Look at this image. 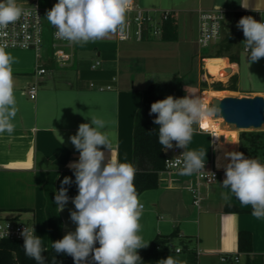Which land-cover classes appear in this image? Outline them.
Returning <instances> with one entry per match:
<instances>
[{
  "label": "crops",
  "instance_id": "0c3cea01",
  "mask_svg": "<svg viewBox=\"0 0 264 264\" xmlns=\"http://www.w3.org/2000/svg\"><path fill=\"white\" fill-rule=\"evenodd\" d=\"M32 1H37L46 13L58 2L16 0V4ZM135 2L148 10H172L171 18L177 24L176 39L165 40L161 34L146 36L142 40L136 37L121 40L119 33L109 34L101 39L74 43L73 60L64 67L53 61L50 47L45 48L41 59L32 50L6 49L14 57L12 69L18 111L12 121L13 131L0 133V216L34 225L35 233L42 238L45 248H49L51 240L44 186L51 175H55V192L65 176L72 177L73 183L65 185L68 187L69 202L59 213L63 236L76 229L70 220V210H75L71 198L78 192L75 176L68 165L79 159V151L69 140L71 135L76 134L79 124L90 123L93 116L105 120L108 130L117 134L112 154L119 162L133 165L135 116L143 100V91L150 84L166 82L178 75L182 78L183 97L189 95L202 101L206 91L229 90L212 86L214 73L206 66V61L217 56L204 55L197 42L199 12L225 10L228 20L235 19V25L238 22L235 18L237 13L264 18V0ZM132 15V12H127L126 20ZM236 29L240 35L236 37L234 47L218 56L220 62L217 65L219 68L236 65L235 69L231 67L234 70L231 77L237 75L238 62L232 61L230 55L238 54L240 48L245 47L243 31L237 26ZM97 62L100 64L97 65ZM39 65L46 67L47 72L38 74ZM34 84L37 85V95L31 98L28 90ZM108 85L111 88H107ZM234 91H238L239 96L264 94V89L241 91L237 87ZM212 96L218 95L211 94L210 99ZM218 131L220 144L213 141L210 131L194 130L187 150L203 149L206 151L203 159L210 166L222 169L229 162L225 153L241 152L244 145L238 130L221 128ZM57 132L63 137V144ZM99 147L105 152L107 162L110 150ZM171 150H167L166 154ZM224 179L225 171H221L215 182H203L201 200L196 204L189 189L195 183L194 174L161 171L158 187L144 191L138 198L143 204L138 234L145 243L149 242V246L156 235L178 230L177 239L181 245L173 243L171 247L172 251L182 248L177 257L186 260L192 253L197 264H224L221 261L223 255L240 254V262L230 264H245L247 254L238 251V234L245 230L250 231L253 237L250 257L261 255L264 258V218L254 217L251 205H242L230 189H225L221 185ZM222 193H227L228 198L225 199ZM227 205H234L243 211H227Z\"/></svg>",
  "mask_w": 264,
  "mask_h": 264
},
{
  "label": "clouds",
  "instance_id": "9594fccd",
  "mask_svg": "<svg viewBox=\"0 0 264 264\" xmlns=\"http://www.w3.org/2000/svg\"><path fill=\"white\" fill-rule=\"evenodd\" d=\"M130 0H58L47 11L46 19L56 28L60 39L79 43L104 38L109 34L125 35L126 13ZM242 6V5H241ZM22 9L16 0H0V29L17 21ZM237 28L243 31L247 63L264 58V20L257 21L252 16L241 17ZM14 57L0 45V133H11L18 111L14 95L12 64ZM219 106H205L196 97L172 95L151 104L149 115L155 114L153 123L159 125L158 142L163 151L174 147L184 149L181 175H192L205 170L206 151L187 150L192 140L194 127H203L206 117H216L221 113ZM87 118V117H86ZM58 134V132H57ZM61 143L63 137L58 134ZM74 148L79 151L78 161L68 167L75 176L78 194L71 198L75 210H70V220L76 225L75 231H68L62 239L51 242L56 254H66L74 264H142L138 249L148 247L138 234L141 230L140 218L143 204L138 199L134 178L137 169L130 163H121L113 155L117 134L109 131L105 120L90 117V123H81L75 135L69 137ZM232 143L238 142L231 140ZM99 146L110 150L106 160L105 152ZM229 162L224 165L225 179L222 186L242 205L252 206V215L264 218V163L256 158L246 157L243 152H226ZM180 164V160H176ZM220 166L219 164L217 165ZM214 176V174H213ZM72 177L65 176L61 187L55 192L54 202L62 212L69 202L68 187ZM227 199V193H222ZM25 227L23 238L25 256L45 264L42 255L48 248L42 238L35 233L34 225ZM99 247H95L96 244ZM52 264H56L55 257ZM157 264H180L172 255Z\"/></svg>",
  "mask_w": 264,
  "mask_h": 264
},
{
  "label": "trees",
  "instance_id": "16d2710c",
  "mask_svg": "<svg viewBox=\"0 0 264 264\" xmlns=\"http://www.w3.org/2000/svg\"><path fill=\"white\" fill-rule=\"evenodd\" d=\"M239 17V13L235 14V18ZM239 35V30L230 31L224 40L221 41L216 54L208 56H222L224 52L234 47L236 37ZM162 37L165 40L176 39L177 24L174 19L169 18L165 21ZM230 56L232 61H236L238 54H231ZM237 81L238 79L236 75H234L229 80V87H224L223 83L219 82V86L216 88L237 90ZM183 94L182 78L178 75H175L172 79L166 82L152 83L143 91V100L137 110L134 124L133 166L137 169L134 178V185L137 190L138 198L144 191L158 187L160 172L163 171L165 167V159L167 156L166 151L162 150V147L158 142L157 134L159 125L153 123L155 114L152 116L149 115L151 104L155 101L162 100L169 95L180 98L183 97ZM251 134L253 135L251 136ZM241 137L245 142L241 152H243L246 157H250V155H252L251 153H254L252 151L264 147V131L242 132ZM245 146L247 147L245 148ZM54 180L55 175L49 176L44 186L47 198L46 216L51 242L63 238V222L54 202ZM225 210L230 212L243 211L234 205H227ZM178 236V230H174L169 234L156 235L148 247L137 250L142 258V264H157L159 260L166 259L170 255L178 259L180 264H197V260L192 253L189 254L186 260H183V258L176 256V251L171 250L174 240ZM23 243V240L4 241L0 245V264H36V261L25 256L22 248ZM95 247H99V244L97 243ZM48 249V251L42 253L45 257V264H52L53 257H55L56 264H74L71 256L66 254H56L54 250L51 249V243ZM238 251L247 254L245 264H264L263 256L256 255L250 257L249 255V253L253 251V237L250 231H239ZM88 264H93L91 256L89 257Z\"/></svg>",
  "mask_w": 264,
  "mask_h": 264
},
{
  "label": "built area",
  "instance_id": "2783aa9c",
  "mask_svg": "<svg viewBox=\"0 0 264 264\" xmlns=\"http://www.w3.org/2000/svg\"><path fill=\"white\" fill-rule=\"evenodd\" d=\"M17 6L23 10L22 14L17 21L9 24L7 28L0 29V45H6V49H31L35 51L38 59L43 57L45 48L50 47L53 61L58 66H68L73 60V44L75 42L67 39H60L55 35L56 28L48 22L45 9L41 7L37 1H32L29 4L23 5L17 4ZM127 12H132L133 15L125 22V35L123 38L119 35V39L121 40H128L132 37L142 40L146 36H159L163 32V23L173 15L172 10L144 9L140 7L135 0H130ZM152 13L155 15H152ZM156 14L159 15L158 19L155 17ZM244 16L247 15H240L238 21ZM254 19L257 21L264 20V18ZM226 20L227 13L222 9L201 10L199 12V34L197 42L201 48L208 47L221 38ZM96 64L99 65L100 62ZM36 72L38 74L46 73L47 68L39 65ZM206 80L209 81L208 78ZM107 88H111V86L108 85ZM101 89H104V87ZM28 94L31 98H35L37 95V85H32L28 90ZM193 127L194 130L210 131L213 141L220 144L221 137L218 135L217 130L208 129L204 126L200 127L199 125H193ZM175 144L176 142L174 141V147L171 153L166 156L163 171L180 173L182 170L183 156H181V154L183 153V149L175 147ZM176 160H180L181 163L177 164ZM260 162L264 163V161ZM221 171H224V167L222 169H217L210 166L209 162L205 160V170L194 173L195 183L190 185L189 189L193 193L194 202L196 204L201 200V184L203 182L207 184L215 182ZM24 224L29 227L32 226L16 218L0 216V245L6 240H23L20 233L25 227ZM181 251V247L176 249L177 253ZM199 254L200 251L198 250L197 255ZM221 261L224 264L239 263L240 254H225L221 257Z\"/></svg>",
  "mask_w": 264,
  "mask_h": 264
},
{
  "label": "water",
  "instance_id": "95a60500",
  "mask_svg": "<svg viewBox=\"0 0 264 264\" xmlns=\"http://www.w3.org/2000/svg\"><path fill=\"white\" fill-rule=\"evenodd\" d=\"M227 73H231L232 68L227 67ZM208 96V95H206ZM216 105L222 110L216 118H222V124L228 129L243 131H264V94L255 95H225L222 97H211L209 106ZM223 139V138H222Z\"/></svg>",
  "mask_w": 264,
  "mask_h": 264
},
{
  "label": "rangeland",
  "instance_id": "374dc122",
  "mask_svg": "<svg viewBox=\"0 0 264 264\" xmlns=\"http://www.w3.org/2000/svg\"><path fill=\"white\" fill-rule=\"evenodd\" d=\"M152 15H155L154 13H152ZM157 19L159 18V15L156 14L155 16ZM237 30L236 29V25H235V19L233 20H226L225 25H224V30H223V34L221 36V38L214 44L208 46V47H204L201 50L203 51L202 53H204V55H214L216 54V51L218 50L221 41L224 40V38L226 37V35H228V33L230 31H234ZM20 50V49H19ZM27 50H31V49H27ZM238 49L236 48V53ZM33 51V50H32ZM43 55H44V51H43ZM247 57V52L246 50H244V47H241L237 56V62H238V72H237V87L241 90V91H249V90H253V89H264V58H261L258 62L255 63H251L250 66L247 63L246 60ZM231 73H227L224 76V78L226 80H222V79H218L213 77V81L214 83H212L213 87H217L219 86L218 83L222 82L224 87H229V82L228 80L230 79ZM225 83V84H224ZM225 91V90H222ZM227 93H225L226 95H239L238 91H234V90H226ZM224 94V95H225ZM218 95V94H217ZM219 96V95H218ZM243 132H250V131H243ZM242 133V131H241ZM248 135V134H247ZM253 134H251L252 136ZM244 140V139H242ZM264 143V141H263ZM243 145H245V142L243 141ZM247 146H245L246 148ZM254 153H251L252 155H250V158H256L259 161H264V147L262 149H256L254 151H252ZM7 218V217H6ZM21 222H23L22 220H20ZM174 245H181V241L179 239H175L174 240ZM230 264V263H228Z\"/></svg>",
  "mask_w": 264,
  "mask_h": 264
},
{
  "label": "bare ground",
  "instance_id": "6f19581e",
  "mask_svg": "<svg viewBox=\"0 0 264 264\" xmlns=\"http://www.w3.org/2000/svg\"><path fill=\"white\" fill-rule=\"evenodd\" d=\"M219 62H220V58L219 57H213V58L208 59L206 61V66L209 69L213 70V73H214V77L215 78L222 79V80H226L224 78V76H223V75L226 74V68L225 67L219 68L217 66ZM230 67H233V69H235L236 68V65H231ZM232 71H234V70H232ZM225 93H227L226 90L225 91H216V92L215 91H206V92H204L203 93V100H204L203 102H204L205 106H208L207 102L210 100V95L211 94H216V95L218 94V95H220L219 97H222ZM206 95H208V96H206ZM222 121H223L222 118L206 117L202 121V123H203V126L205 128L212 129V130H217L218 131V129L227 128L228 127L227 125H223L222 124ZM263 126H264V116H263ZM218 135H219V131H218Z\"/></svg>",
  "mask_w": 264,
  "mask_h": 264
}]
</instances>
